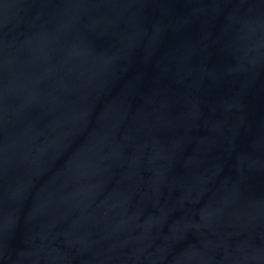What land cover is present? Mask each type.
I'll return each mask as SVG.
<instances>
[{"label":"water","instance_id":"obj_1","mask_svg":"<svg viewBox=\"0 0 264 264\" xmlns=\"http://www.w3.org/2000/svg\"><path fill=\"white\" fill-rule=\"evenodd\" d=\"M0 264H264V0H0Z\"/></svg>","mask_w":264,"mask_h":264}]
</instances>
